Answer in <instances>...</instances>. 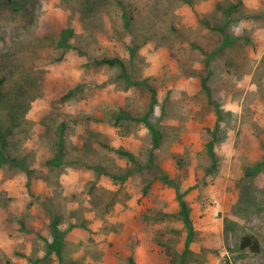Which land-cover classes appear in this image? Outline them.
<instances>
[{
    "label": "rangeland",
    "instance_id": "rangeland-1",
    "mask_svg": "<svg viewBox=\"0 0 264 264\" xmlns=\"http://www.w3.org/2000/svg\"><path fill=\"white\" fill-rule=\"evenodd\" d=\"M0 264H264V0H0Z\"/></svg>",
    "mask_w": 264,
    "mask_h": 264
},
{
    "label": "trees",
    "instance_id": "trees-1",
    "mask_svg": "<svg viewBox=\"0 0 264 264\" xmlns=\"http://www.w3.org/2000/svg\"><path fill=\"white\" fill-rule=\"evenodd\" d=\"M238 2H242V0H238ZM70 30L69 29H65V30H62V36H65L66 33H68ZM60 45H63L64 47H66L65 45H67L63 39H60V41L58 42ZM102 62H105L109 65H112V64H119L120 66H123V63L122 61H120L119 59H116V58H103L101 59ZM66 96V95H65ZM119 152L127 157H131V154L125 150H119ZM25 169V168H24ZM179 200V206H180V213H181V216H182V220H183V224H184V227L186 228L187 230V233L188 235L190 236L193 232V223H192V220L190 218V214H189V209L187 207V204H186V201L182 198V196H179L178 198ZM55 233H57V230L56 228H54L53 230ZM236 244L239 246V248H245L246 246H251L252 250L257 252L259 249H260V243L259 242H254L252 243L250 241V238L247 237V236H244L242 237L241 241L239 240H236Z\"/></svg>",
    "mask_w": 264,
    "mask_h": 264
}]
</instances>
